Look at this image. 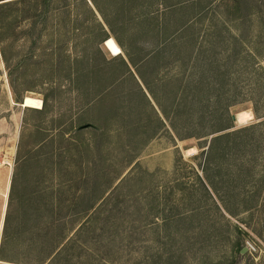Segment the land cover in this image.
I'll return each instance as SVG.
<instances>
[{
	"label": "rangeland",
	"instance_id": "374dc122",
	"mask_svg": "<svg viewBox=\"0 0 264 264\" xmlns=\"http://www.w3.org/2000/svg\"><path fill=\"white\" fill-rule=\"evenodd\" d=\"M95 4L112 27L99 15L96 23ZM10 9L0 42V245L8 212L15 228L35 192L46 201L65 184L62 198L110 203L94 211L86 256L264 264V132L243 136L246 166H230L241 175L218 184L234 215L211 184L217 166L204 171L214 136L264 120L254 113L264 100V0H32ZM106 37L121 40L123 54L113 56ZM15 95L46 105L24 108ZM242 111L253 117L233 121ZM145 216L159 224L146 228Z\"/></svg>",
	"mask_w": 264,
	"mask_h": 264
},
{
	"label": "trees",
	"instance_id": "16d2710c",
	"mask_svg": "<svg viewBox=\"0 0 264 264\" xmlns=\"http://www.w3.org/2000/svg\"><path fill=\"white\" fill-rule=\"evenodd\" d=\"M27 1L32 0H0V42L4 43V14L7 19V12L11 10L10 8L13 5ZM89 10L95 21H98L96 23L99 26L102 27V22H99V16H101L103 21L109 27H112L105 10L99 4H95V8L90 6ZM107 38L108 37H106L105 40ZM120 41L118 40V43L124 49L125 47H123ZM129 56L131 62L136 65L137 63L133 60L132 56ZM4 61L7 62L5 55ZM78 77L79 74L75 73L72 75V80H77ZM146 85L148 84L146 83ZM150 92L158 101L151 88ZM15 97L17 102H23L22 100L20 101L16 95ZM262 101L263 102L259 103L254 108L257 119L264 117V100ZM158 103L161 102L158 101ZM44 104L46 105V101H44ZM161 108L166 116L170 115V112L164 110L163 106ZM37 110H43V108ZM231 126L232 125H229L214 130L207 135L231 128ZM263 126L264 120L242 126L227 133L219 134L212 138L209 145V150L204 160V171L209 172L214 166H217L220 180L216 179L214 182H211V184L218 194L219 202L223 210L228 214L234 215L237 212L227 206L225 200H223L224 196L218 188V184L223 181L222 175L230 177L229 182L230 180H234L236 176L241 175L237 173V171L232 174L233 170L230 172V166H246L243 164L245 162L241 156L242 152L246 149V144H244L245 140L242 138L244 135H247L248 132H264ZM252 151L255 157H259L261 154V150ZM122 184H118L114 189L118 190L123 186ZM69 187L70 185L65 186L64 184L54 187L51 190L49 188L47 194H51V196L46 201L43 200L42 196L45 194L41 190L35 192V197L31 196L32 200L31 198L26 200L28 202L25 208L26 210L15 228L12 227L11 214L9 212L7 213L0 245L1 261L10 264H62L63 262L67 264H86V261H90V264H113L105 259V254L101 257H96L91 252V256H86L89 254L87 252H90L87 239L90 234L89 230L92 229L93 225L101 218L100 215L98 216V213L95 212H100L103 210L102 208L105 209V206L110 204L109 200H103L101 196L84 206L82 201L83 198L74 197L66 199L61 197L62 192L71 189V187ZM32 201L34 204L31 208ZM218 208L220 210L219 206ZM31 209H33V211H31ZM93 212L95 214H93ZM221 214L222 217H225L223 212H221ZM179 220H182L181 217L166 218L164 223L168 225L170 221L177 222ZM141 222L146 228L159 224L157 220L150 218V216H145ZM237 245L240 246V244ZM83 258H87L88 260L84 261L82 260ZM79 259L81 260L78 262Z\"/></svg>",
	"mask_w": 264,
	"mask_h": 264
},
{
	"label": "bare ground",
	"instance_id": "6f19581e",
	"mask_svg": "<svg viewBox=\"0 0 264 264\" xmlns=\"http://www.w3.org/2000/svg\"><path fill=\"white\" fill-rule=\"evenodd\" d=\"M107 44H108V46H109V48L113 54H115V55L121 54V52H122L121 48L118 46V44L115 42L114 39L108 40ZM24 99H26L25 103H24ZM24 99H23V102L21 103V106L24 108H27V107L34 108V109L43 108L44 102L39 97L29 95V96H26ZM252 117H253V114L251 112H248V111H242L239 114L240 122L243 124H244V122L251 119Z\"/></svg>",
	"mask_w": 264,
	"mask_h": 264
},
{
	"label": "crops",
	"instance_id": "0c3cea01",
	"mask_svg": "<svg viewBox=\"0 0 264 264\" xmlns=\"http://www.w3.org/2000/svg\"><path fill=\"white\" fill-rule=\"evenodd\" d=\"M110 39H114L113 37H108L106 40H105V42H104V46L106 47V49L113 55V56H119V55H121V54H123V51H122V48H121V46L117 43V41L115 40V42L118 44V46L121 48V54H119V55H115V54H113L112 52H111V50H110V48H109V46H108V44H107V42H108V40H110ZM109 48V49H108Z\"/></svg>",
	"mask_w": 264,
	"mask_h": 264
},
{
	"label": "water",
	"instance_id": "95a60500",
	"mask_svg": "<svg viewBox=\"0 0 264 264\" xmlns=\"http://www.w3.org/2000/svg\"><path fill=\"white\" fill-rule=\"evenodd\" d=\"M25 101H26V99H24V103H25ZM239 114H240V112H239V113H236V114H234V115H232V119H233V121H235L236 123H240V124H241V122H240V118H239Z\"/></svg>",
	"mask_w": 264,
	"mask_h": 264
}]
</instances>
